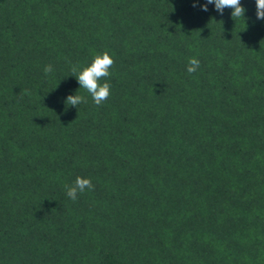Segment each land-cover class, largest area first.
Masks as SVG:
<instances>
[{"label": "trees", "instance_id": "1", "mask_svg": "<svg viewBox=\"0 0 264 264\" xmlns=\"http://www.w3.org/2000/svg\"><path fill=\"white\" fill-rule=\"evenodd\" d=\"M205 3L0 0V264H264V20Z\"/></svg>", "mask_w": 264, "mask_h": 264}, {"label": "clouds", "instance_id": "2", "mask_svg": "<svg viewBox=\"0 0 264 264\" xmlns=\"http://www.w3.org/2000/svg\"><path fill=\"white\" fill-rule=\"evenodd\" d=\"M214 4L215 10L223 14L226 8L232 9L231 18L233 20L241 17L245 18L246 9L242 6L241 0H206V3L201 6L203 11H208V5ZM256 5V17L259 20H264V0H255ZM196 3H193V7H196ZM114 59L105 51L102 54H97L92 59L88 66L81 68L78 64L70 65V75L74 76L79 84V89L85 90L92 98L95 105H102L111 95V85L107 82L111 76L110 69L114 65ZM200 67V61L191 57L188 60L186 66V72L189 75L194 74ZM44 73L51 74L54 69L51 64H48L43 69ZM103 81V83H102ZM58 86V85H57ZM25 94H28L25 90ZM87 98L76 92L75 95H68L65 100V106L76 107L81 103H87ZM86 190H94V185L91 179L82 178L77 176L73 184L65 185L66 196L75 202L80 194H83Z\"/></svg>", "mask_w": 264, "mask_h": 264}]
</instances>
